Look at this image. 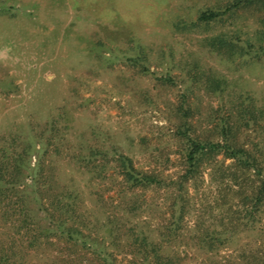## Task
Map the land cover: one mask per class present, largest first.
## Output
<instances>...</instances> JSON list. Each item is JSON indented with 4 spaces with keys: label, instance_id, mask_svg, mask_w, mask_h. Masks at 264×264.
Masks as SVG:
<instances>
[{
    "label": "trees",
    "instance_id": "1",
    "mask_svg": "<svg viewBox=\"0 0 264 264\" xmlns=\"http://www.w3.org/2000/svg\"><path fill=\"white\" fill-rule=\"evenodd\" d=\"M244 11L257 23L250 33L234 21L243 18ZM173 24L179 31L227 24L226 29L203 34L200 44L231 61L264 62V0L216 2L199 7L193 19L180 18ZM131 48L135 51L125 55L127 62L137 66L139 73L150 72L143 63L141 43ZM158 77L172 83L168 74ZM185 77L187 83L170 105L180 165L174 175L139 167L114 145L109 149L83 138L70 141L67 132L72 118L63 104L42 122L26 120V131L0 133V264H32L30 252L42 264H81L84 252L80 250L93 254L95 264H176L179 256L168 249L185 237L184 215L193 209V231L185 229L186 236L207 253L200 264H264V239L257 224L264 217V147L245 137L249 128L264 127V104H256L247 89L229 87L224 73L202 67L196 59L188 63ZM193 88L218 98L215 105L209 103L202 128L195 122L200 121V109L190 97ZM60 159L69 170L86 173L89 179L110 177L118 197L103 226L107 242L129 253L126 261L106 251L103 235L92 233L86 209L79 207L82 196L74 180L71 176L59 179ZM204 167L213 191L211 198L204 196L196 206L187 186L196 189L203 182ZM146 189H162L168 198L158 207L159 220L152 228L156 237L132 220L143 209ZM95 222L91 223L94 228ZM244 229H256L260 239L237 241ZM96 243L102 247H92ZM229 245V251L215 256ZM46 250L48 256L37 254Z\"/></svg>",
    "mask_w": 264,
    "mask_h": 264
},
{
    "label": "rangeland",
    "instance_id": "2",
    "mask_svg": "<svg viewBox=\"0 0 264 264\" xmlns=\"http://www.w3.org/2000/svg\"><path fill=\"white\" fill-rule=\"evenodd\" d=\"M221 1L224 0H0V133L26 131V120L42 122L63 104L72 118L67 132L70 141L83 138L107 148L114 145L129 154L135 165L174 175L180 165L170 105L187 83L185 68L192 59L202 67L224 73L229 87L247 89L256 104H264L262 60L231 61L199 42L203 34L229 25L181 31L174 27L173 22L180 18L193 19L199 7ZM243 14L234 21L250 33L257 23L248 12ZM138 42L146 56L143 63L150 71L145 74L137 72V66L125 58L135 51L131 45ZM164 74L170 75L172 83L160 81L158 76ZM190 97L198 102L200 121L195 122L202 128L209 103L215 105L218 98L196 88ZM247 133V139L264 147V127L249 128ZM246 145L251 142L246 140ZM57 168L60 180L71 176L79 189V207L86 209L92 233L103 235L106 251L126 261L129 253L107 242L103 226L118 197L110 187V177L89 179L86 173L69 170L62 159L57 161ZM202 176L203 182L196 189L187 186L196 206L204 196L211 198L213 191L212 184L207 183L206 167ZM165 196L162 189H146L143 209L132 217L144 229H151L154 237L158 234L152 228L159 220L158 207L168 199ZM193 211L184 215L185 237L168 249L179 256L176 264H200L207 254L186 236L188 227L190 233L193 231ZM144 219H148L147 224ZM257 224L264 239V217ZM255 230L240 231L237 241L260 239ZM230 246L220 248L215 256L229 251ZM92 247L102 246L96 243ZM80 251L84 252L81 264L96 263L93 254ZM37 254L48 256L50 251ZM28 259L32 264L43 262L32 252Z\"/></svg>",
    "mask_w": 264,
    "mask_h": 264
}]
</instances>
